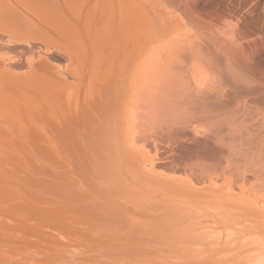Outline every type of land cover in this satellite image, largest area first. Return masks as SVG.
I'll list each match as a JSON object with an SVG mask.
<instances>
[{"label": "bare ground", "instance_id": "bare-ground-1", "mask_svg": "<svg viewBox=\"0 0 264 264\" xmlns=\"http://www.w3.org/2000/svg\"><path fill=\"white\" fill-rule=\"evenodd\" d=\"M89 3L60 12L50 2L0 0V264H264V180L248 186L242 175L192 162L184 177L165 174L157 136L135 121L132 86L144 72L149 29L160 25L156 6ZM149 43L153 51L157 42Z\"/></svg>", "mask_w": 264, "mask_h": 264}, {"label": "rangeland", "instance_id": "rangeland-1", "mask_svg": "<svg viewBox=\"0 0 264 264\" xmlns=\"http://www.w3.org/2000/svg\"><path fill=\"white\" fill-rule=\"evenodd\" d=\"M38 1L50 2L52 9L55 11L66 12L68 10L78 11L84 6L87 7L91 0H62L64 5L61 1L60 4L58 0ZM149 1L151 2V0H144L145 3L143 4V8H145V6L147 7L149 4L151 7L148 6L146 8L148 12H153V10L157 8L156 12H159L160 15L163 13L166 18L163 16L161 17L158 14L160 20L157 23L160 25H156L159 28L157 29L155 26L152 29H149V33L152 30L151 35L152 32H157L153 30H160V34L159 32L153 34L156 36V38L154 36L155 39L152 38L153 35H148L149 37L146 35V38L149 41L146 42L147 39L145 40L146 43H144L143 48L148 56L143 52L144 54L142 55L144 57H142V60L143 58L145 59L143 61L141 60L146 66L142 63L141 69L143 68V70H140V72H144H141V75L136 78V86H132V88L136 87L135 91L139 94L136 97V100L134 98L136 94L133 95L136 92H133V89L132 91L130 90V94L134 98L133 101L135 100L136 104L138 103L137 106L131 100L132 105L139 110L135 113L136 116L138 115V118L135 116L138 119L135 121H137L139 125L150 124L149 127L151 130L149 132L152 134L154 133V137L157 136L155 137L157 142L155 141L153 145L157 148L156 153L158 157L162 159L158 167H160V170L161 168L162 170L164 169L163 171L161 170V172L165 174L169 173L168 175H170L171 173L176 176L184 177L186 174L183 173H187L186 169L190 166V162H192L193 165L194 163H197V166L199 164V166L201 165L202 167L206 163V167H203L204 169L210 170L213 168L211 170H214L215 166V169L218 168V173H220L222 169H226L224 172L228 175V178L236 180L237 174L239 178L242 175L250 182V184H248L249 182L247 183L248 186H256V182L264 180L262 179V177L264 178V0H167L170 1L172 5L174 3V5L168 6L166 9L164 8L165 6H161V1L163 0H154L152 4L156 6L155 8L149 3ZM70 2L72 3L71 5ZM160 2L161 4H159ZM175 4L180 8L177 9ZM61 5L64 6V11L62 10ZM158 7L162 9H159ZM172 7L174 9H171ZM150 9H152V11ZM179 9L180 11H186V14L189 13L190 16H188L189 14L187 16L190 17L189 19L192 18L191 21L186 18H183L185 19L183 21V19H181L182 17H177L176 13H180ZM165 10L166 12L168 10L167 14L165 13ZM173 14H175L177 18H175V21L173 19L175 15ZM166 15H168V19ZM163 18L166 20L164 21ZM169 18L171 20L167 21ZM161 20H163V24L167 23L170 26L165 28L166 26L162 24ZM178 20L183 22L181 23ZM186 20L188 22H186ZM189 21L191 23H189ZM184 22H186V24ZM193 23L194 26L190 25ZM161 25H163V28H161ZM199 35L203 36L200 37ZM152 39H154V41ZM156 39L157 41H155ZM149 42H157L156 46L153 44L154 49H156L157 46L159 49H153V52L152 47L146 45L147 43L150 45ZM187 43L189 46H187ZM191 45L196 46L197 49L193 48ZM161 46L162 48H160ZM173 47L176 49H173ZM178 47L187 50L186 52L184 51L183 56L182 49L180 52V48L178 49ZM186 47L190 49H187ZM192 49L199 51L198 53L199 56L201 55L202 63H200L201 60H199V56L196 58L192 57L194 55L193 53H195L196 56L198 54L196 52H190V50L193 51ZM222 49H224L226 53L228 52L227 54L231 55L230 57L233 60H226L227 57H224L225 55L222 53ZM175 50H179L178 54L180 52L182 60L179 61L180 55H177ZM188 50L191 55L190 57L188 55L189 53H187ZM155 51H157L158 55ZM150 52L152 53V56ZM173 52L179 57L174 58L175 54ZM200 52L202 54L204 53L203 56ZM154 53L156 57L160 56L161 58L159 57L158 59H155L153 55ZM184 57H186L187 60H185L186 58ZM210 58L213 60H210ZM204 59L206 60L204 61ZM156 60H161L163 64L159 61V63H157ZM56 61L57 64L63 63L59 58L57 59V57L54 62ZM146 61L148 62L147 64ZM150 62L157 64L155 67H160L161 64V67L156 69L153 65V69H149L152 67L149 66V64H151ZM203 63L204 65H202ZM226 63L230 64L227 65ZM191 64H195V67H199V70L203 69L202 71L200 70L201 72L204 71L203 73L200 72L201 76L199 74L193 76L192 73H189L190 71H194V74L195 71H199L192 69L194 65L192 66ZM163 65H165V67ZM186 66H192L189 72L186 69ZM227 66H230L231 70L227 69L229 68ZM171 67H173L174 70L173 68L171 69ZM183 67H185V71L182 70L184 69ZM152 70L156 73H150ZM185 72H188L189 74L186 73V75L183 76ZM154 73L156 75H153ZM175 73H177V75ZM176 77H178L177 80ZM194 77H196L197 80ZM194 79L197 83H195ZM156 80H158V83H156ZM179 80L182 82L180 83ZM185 81L188 87H185V84H182L183 82L185 83ZM194 83L196 85H194ZM180 86L182 87L180 88ZM169 87L171 88L170 90ZM183 87L187 89V94L184 93L186 101L182 104V100L184 99H182L183 92H181L182 95L178 92H180V89L183 90ZM144 89L146 91H144ZM153 89L155 90L153 91ZM185 89L183 91H185ZM158 91H161L162 93H158ZM194 93H196V95ZM151 99H153V102ZM152 104H154L155 107ZM143 113L145 114L143 115ZM146 127L148 128V126ZM142 129L140 128V131ZM142 134L145 133L143 132ZM141 144L142 143H140V145ZM143 144H146L147 147L145 150L148 149V152H150L151 155L155 153L150 139H146ZM189 155H192V159H190ZM255 172L260 178L254 176ZM260 184L261 182L257 186H261ZM262 186H264V183Z\"/></svg>", "mask_w": 264, "mask_h": 264}]
</instances>
